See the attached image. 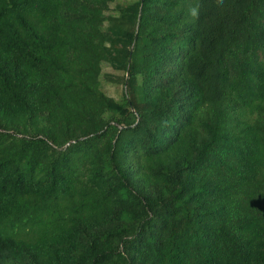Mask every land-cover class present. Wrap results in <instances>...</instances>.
<instances>
[{"label":"trees","instance_id":"obj_1","mask_svg":"<svg viewBox=\"0 0 264 264\" xmlns=\"http://www.w3.org/2000/svg\"><path fill=\"white\" fill-rule=\"evenodd\" d=\"M0 264H264V0H0Z\"/></svg>","mask_w":264,"mask_h":264},{"label":"clouds","instance_id":"obj_2","mask_svg":"<svg viewBox=\"0 0 264 264\" xmlns=\"http://www.w3.org/2000/svg\"><path fill=\"white\" fill-rule=\"evenodd\" d=\"M221 2H222V0H221ZM190 15L194 18H197L198 17V9L197 8L190 9Z\"/></svg>","mask_w":264,"mask_h":264}]
</instances>
